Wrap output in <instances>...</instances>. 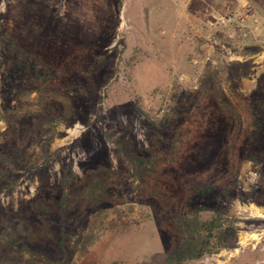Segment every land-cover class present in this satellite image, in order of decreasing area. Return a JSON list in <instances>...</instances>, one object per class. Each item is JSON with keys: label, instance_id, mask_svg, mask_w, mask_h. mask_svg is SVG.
Here are the masks:
<instances>
[{"label": "rangeland", "instance_id": "obj_1", "mask_svg": "<svg viewBox=\"0 0 264 264\" xmlns=\"http://www.w3.org/2000/svg\"><path fill=\"white\" fill-rule=\"evenodd\" d=\"M0 44V264H164L174 216L198 204L226 212L225 238L187 264H264V0H0ZM25 63L51 68L68 119L57 101L13 113ZM135 152L156 157L143 181ZM69 166V192L102 174L104 209L131 221L86 252L97 207L61 210Z\"/></svg>", "mask_w": 264, "mask_h": 264}, {"label": "trees", "instance_id": "obj_2", "mask_svg": "<svg viewBox=\"0 0 264 264\" xmlns=\"http://www.w3.org/2000/svg\"><path fill=\"white\" fill-rule=\"evenodd\" d=\"M22 73L25 74L22 81L23 84L18 89L22 103L16 110H13V113L21 115L22 110H26L28 114H44L50 107L48 102L57 101L64 106L65 111L59 119H68L71 114V103L66 92L62 88L53 87L51 84L48 85L49 80L53 77L51 68L47 65L35 64L31 66L29 63H25L22 66ZM137 107L145 119L154 124L176 117L175 112L166 110L159 117L152 115L139 103H137ZM45 125L48 128L54 126L52 121H47ZM155 162L156 157L154 156H147L137 152L132 153L130 163L133 168L134 178L143 181L152 170ZM72 176V166L65 167L61 178L63 186L62 196L59 201L61 210L65 211L69 205V200L74 197H81L97 207L90 220L87 229L88 234L84 237L85 244H87L84 250L86 252L104 232L120 227L125 228L130 225L131 221L123 216V211L119 208L114 209V213H112L115 216L111 218L109 217L110 212L104 209L102 204L105 201L107 180L102 174L93 172L82 187L69 192ZM236 191V187L233 184L228 188H221L215 184H207L199 188L201 195L217 193L223 196L228 203L234 198ZM45 208L44 206L40 207V211H42L40 212V218L47 225V215L46 213L43 214V209ZM203 208L202 204H198L190 212L174 216V235L176 236L177 244L166 255L164 264H187L190 261L198 260L213 252L216 248L215 241L222 242L224 240L225 232L222 219L224 217L223 214L226 212L215 209V215L210 218H203ZM17 236L18 234L13 232V237Z\"/></svg>", "mask_w": 264, "mask_h": 264}]
</instances>
